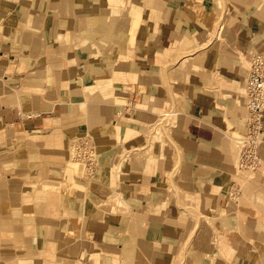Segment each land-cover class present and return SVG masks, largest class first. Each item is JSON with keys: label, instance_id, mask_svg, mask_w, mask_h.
I'll use <instances>...</instances> for the list:
<instances>
[{"label": "crops", "instance_id": "1", "mask_svg": "<svg viewBox=\"0 0 264 264\" xmlns=\"http://www.w3.org/2000/svg\"><path fill=\"white\" fill-rule=\"evenodd\" d=\"M257 53L264 0H0V264H264Z\"/></svg>", "mask_w": 264, "mask_h": 264}, {"label": "built area", "instance_id": "2", "mask_svg": "<svg viewBox=\"0 0 264 264\" xmlns=\"http://www.w3.org/2000/svg\"><path fill=\"white\" fill-rule=\"evenodd\" d=\"M246 91L250 128L240 138L241 163L243 166L255 168L260 163L258 145L264 116V56L261 53L255 54L252 59Z\"/></svg>", "mask_w": 264, "mask_h": 264}, {"label": "rangeland", "instance_id": "3", "mask_svg": "<svg viewBox=\"0 0 264 264\" xmlns=\"http://www.w3.org/2000/svg\"><path fill=\"white\" fill-rule=\"evenodd\" d=\"M198 48H201L200 46H197V45H195V44H188V43H182V45L179 47V48H177L175 51H177V52H175V56H174V58H173V66H174V68L177 70L178 69V71L179 72H184V71H186L187 69H188V64L190 63L189 61V59L193 56V54H192V52L193 51H196ZM181 54H184L185 56L183 57V59H181V60H179L178 61V57L181 55ZM171 122L170 124H173V121L171 120V118H168V117H166L165 119H162V120H160V122L158 123V124H153L152 125V131H154L155 129L158 131V132H160L161 130H163V128L165 127V124H166V122ZM107 127H99V128H96L95 130H97L98 131V134L97 135H99L100 134V132H103L104 134H108V132H107ZM96 131V132H97ZM122 131V130H121ZM152 131H150V135H149V139L147 140V142H146V144L147 145H149V144H151V145H153L154 144V142H155V137L153 136V133H151ZM123 132V131H122ZM236 134V135H234V134ZM246 133V125H245V131L244 132H241V131H230V134H231V138L229 137L228 138V140L230 141L231 140V143L233 144V152H235V153H237V154H239V152H241V143H239V141H238V136H241V135H246L245 134ZM237 136L236 138H237V140H236V138L234 137L233 138V136ZM171 135H169L168 137H170ZM119 137H122L121 135H119ZM152 139H151V138ZM96 138H97V142H99V143H101V136H96ZM162 138H165V136L163 135V136H161V139ZM236 141H235V140ZM115 140V139H114ZM158 141H159V138H158ZM109 142V141H108ZM110 144L111 143H115V141H110L109 142ZM151 145H149V146H151ZM148 146V147H149ZM147 147V148H148ZM152 159V158H151Z\"/></svg>", "mask_w": 264, "mask_h": 264}, {"label": "bare ground", "instance_id": "4", "mask_svg": "<svg viewBox=\"0 0 264 264\" xmlns=\"http://www.w3.org/2000/svg\"><path fill=\"white\" fill-rule=\"evenodd\" d=\"M214 28H215V27H214ZM214 30H216V29H214ZM220 30H221V28H220ZM218 31H219V30H218ZM213 33L215 34L214 31H213ZM218 34H219V32H218ZM218 34H217V35H218ZM216 38H217V37H216ZM210 40H211V39H208V40H207L206 42H204V43L196 42V43H194V44L197 45V46H200V47H204V46H206V45L208 44V42H209ZM198 43H199V44H198ZM211 43H212V42H211ZM209 44H210V43H209ZM201 49H202V48H201ZM192 58H193V56H192L189 60L191 61ZM190 61H189V62H190ZM189 64L192 65L191 62H190ZM189 64H188V67H191ZM169 70H170V69H169ZM172 113H173V112H172ZM113 127H114V128H117V130H120V129L122 130V127H121L120 125L109 126V127H108V130H112V131L114 132V128H113ZM234 131H236V130H234ZM237 132H238V131H237ZM233 134H234V133H233ZM234 135H236V134H234ZM232 136H233V135H232ZM242 136H243V135L238 136V137H237V136H233V138H234V137H235V138L237 137V138H238V141H239V143H240V142H241V141H240V138H241ZM237 138H236V140H237ZM234 140H235V139H234ZM236 140H235V141H236ZM214 238H215V237H214ZM214 238H213V239H214ZM212 262H213V261H212ZM214 262H215V261H214ZM214 262H213V264H214Z\"/></svg>", "mask_w": 264, "mask_h": 264}]
</instances>
